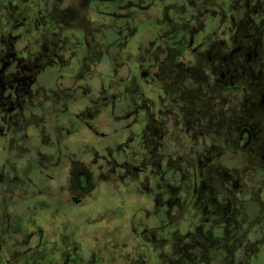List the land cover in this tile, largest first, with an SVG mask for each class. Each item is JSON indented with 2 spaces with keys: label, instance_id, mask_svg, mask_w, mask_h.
<instances>
[{
  "label": "flooded vegetation",
  "instance_id": "af4514ba",
  "mask_svg": "<svg viewBox=\"0 0 264 264\" xmlns=\"http://www.w3.org/2000/svg\"><path fill=\"white\" fill-rule=\"evenodd\" d=\"M6 10L0 264H105L71 213L107 186L117 199L124 181L141 198L131 236L151 246L120 263H251L264 247V0H7ZM42 216H59L50 238ZM104 242L105 232L93 247Z\"/></svg>",
  "mask_w": 264,
  "mask_h": 264
},
{
  "label": "rangeland",
  "instance_id": "374dc122",
  "mask_svg": "<svg viewBox=\"0 0 264 264\" xmlns=\"http://www.w3.org/2000/svg\"><path fill=\"white\" fill-rule=\"evenodd\" d=\"M76 5H73L71 9L76 10ZM235 167H238V164H235ZM239 168V167H238ZM245 173L246 169H240ZM248 186V185H247ZM130 185L127 182H121V184H117V199L113 196L112 191L107 186L105 189L104 198L100 199L99 204H97V200L95 202V198L86 199L84 204L81 206H74V213H71L73 219L79 222V220L83 221L82 223L76 224L74 223V229L81 236L79 240H88L87 243L90 250H103V254L107 257L105 259V264H125L123 262H119V258L123 254H130V257L134 258L138 256L137 250L139 247L146 246L148 244L150 249V242L143 239V244H141V240H136V238H132L130 233V218L133 212H136V208L140 206L141 198L135 201L131 192L133 190L129 189ZM135 193H139L134 191ZM253 194V192H251ZM255 197V196H252ZM137 199V198H136ZM258 200V199H256ZM68 204V203H67ZM88 204L89 208L86 209V205ZM64 207V206H63ZM65 208V207H64ZM68 208V207H67ZM66 209V208H65ZM58 219L46 218L45 216L40 217L38 222H44L47 224V231H45L46 238L51 237V230L48 229L58 224ZM34 217L29 214L26 217V224L32 223ZM245 223V222H244ZM34 226L29 225L24 228V233L27 236L30 232L33 231ZM44 228V227H43ZM105 232V242L104 246H94V241L100 235ZM24 235V234H23ZM36 239V238H34ZM146 243V244H144ZM28 247H31L32 250L36 247V240H32ZM99 247V248H98ZM148 248V247H147ZM17 249V248H16ZM20 251L25 249V247L18 248ZM49 249V248H47ZM152 249V247H151ZM15 250V247H11L9 251ZM135 250V251H134ZM50 251V250H49ZM143 253L148 254L149 256H154L151 250H141ZM6 252L8 250L6 249ZM5 253V251H4ZM98 253V252H97ZM10 253H6L3 257H6ZM249 264H264V247L262 249L257 250L251 257V263Z\"/></svg>",
  "mask_w": 264,
  "mask_h": 264
},
{
  "label": "trees",
  "instance_id": "16d2710c",
  "mask_svg": "<svg viewBox=\"0 0 264 264\" xmlns=\"http://www.w3.org/2000/svg\"><path fill=\"white\" fill-rule=\"evenodd\" d=\"M7 0H0V17L7 15Z\"/></svg>",
  "mask_w": 264,
  "mask_h": 264
}]
</instances>
